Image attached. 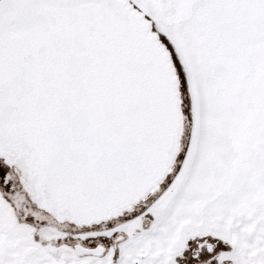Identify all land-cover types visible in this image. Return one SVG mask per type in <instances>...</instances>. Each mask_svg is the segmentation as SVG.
Listing matches in <instances>:
<instances>
[{"label": "snow or ice", "instance_id": "1", "mask_svg": "<svg viewBox=\"0 0 264 264\" xmlns=\"http://www.w3.org/2000/svg\"><path fill=\"white\" fill-rule=\"evenodd\" d=\"M0 264H264V0H0Z\"/></svg>", "mask_w": 264, "mask_h": 264}]
</instances>
